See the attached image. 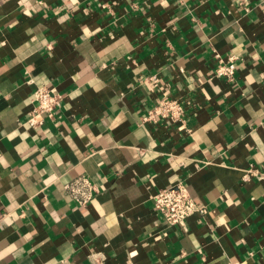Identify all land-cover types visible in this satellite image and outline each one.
<instances>
[{"label": "crops", "instance_id": "1", "mask_svg": "<svg viewBox=\"0 0 264 264\" xmlns=\"http://www.w3.org/2000/svg\"><path fill=\"white\" fill-rule=\"evenodd\" d=\"M164 94L180 125L143 120ZM178 181L185 230L153 209ZM60 261L264 264V0H0V264Z\"/></svg>", "mask_w": 264, "mask_h": 264}, {"label": "built area", "instance_id": "2", "mask_svg": "<svg viewBox=\"0 0 264 264\" xmlns=\"http://www.w3.org/2000/svg\"><path fill=\"white\" fill-rule=\"evenodd\" d=\"M236 65L232 59L227 63L221 59L212 72V77L223 78L232 81L234 78ZM153 87H156V78L151 76ZM34 106L27 119L31 127H40L45 118L52 119L56 110L60 106L61 96L53 88L38 87L32 96ZM144 121L153 123L163 122L167 124H179L183 122V104L176 100L162 95L155 104L147 110L143 117ZM256 169L248 168L243 178L246 180L250 174H255ZM64 190L68 197L78 206L88 205L96 193V187L86 178L79 177L64 185ZM153 209L169 226H175L185 230L186 219L194 212L196 207L190 198L186 186L178 181L174 185L157 191L153 195ZM59 264H69L60 261Z\"/></svg>", "mask_w": 264, "mask_h": 264}]
</instances>
